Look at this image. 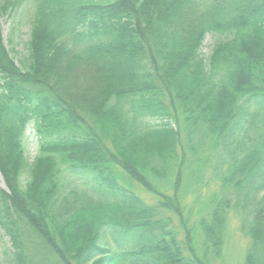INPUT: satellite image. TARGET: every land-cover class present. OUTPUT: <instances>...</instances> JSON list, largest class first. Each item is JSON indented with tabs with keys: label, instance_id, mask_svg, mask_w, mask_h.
<instances>
[{
	"label": "trees",
	"instance_id": "trees-1",
	"mask_svg": "<svg viewBox=\"0 0 264 264\" xmlns=\"http://www.w3.org/2000/svg\"><path fill=\"white\" fill-rule=\"evenodd\" d=\"M12 14L0 264H215L231 216L264 264V0H0Z\"/></svg>",
	"mask_w": 264,
	"mask_h": 264
},
{
	"label": "rangeland",
	"instance_id": "rangeland-1",
	"mask_svg": "<svg viewBox=\"0 0 264 264\" xmlns=\"http://www.w3.org/2000/svg\"><path fill=\"white\" fill-rule=\"evenodd\" d=\"M15 15H5L1 18L0 23L2 27L3 41L15 63L18 65L20 61H23L26 56V43L29 38V25L27 19H23L22 23L17 25ZM222 39L218 35H208L205 37L201 54L208 56L214 44ZM23 146L28 157V161L31 163L35 155L36 141L32 130L29 126L24 134ZM0 187L3 188V182L0 177ZM132 190L142 198L146 203L153 204L154 199L142 190L139 186L133 185ZM9 247L8 237L0 236V252L3 249ZM249 247V240L242 235L239 230V222L236 218L231 216L227 221L225 230V243L223 248V257L221 261H217L215 264H243L245 253Z\"/></svg>",
	"mask_w": 264,
	"mask_h": 264
}]
</instances>
